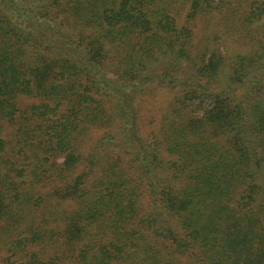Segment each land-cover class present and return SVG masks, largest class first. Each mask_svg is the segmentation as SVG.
Returning a JSON list of instances; mask_svg holds the SVG:
<instances>
[{"label":"trees","instance_id":"trees-1","mask_svg":"<svg viewBox=\"0 0 264 264\" xmlns=\"http://www.w3.org/2000/svg\"><path fill=\"white\" fill-rule=\"evenodd\" d=\"M0 264H264V0H0Z\"/></svg>","mask_w":264,"mask_h":264},{"label":"rangeland","instance_id":"rangeland-1","mask_svg":"<svg viewBox=\"0 0 264 264\" xmlns=\"http://www.w3.org/2000/svg\"><path fill=\"white\" fill-rule=\"evenodd\" d=\"M155 91H156V90H155ZM153 93L156 95L155 100L157 99L158 101H160V100L162 101V100H167V98H168V97L164 96V93H163V94H162V93L157 94V93H155V92H153ZM148 102H149V99L146 98L145 101H144V104H143V103H141V104H143V106H146L145 103L148 104ZM136 103H137V102H136ZM148 109H150V106H149Z\"/></svg>","mask_w":264,"mask_h":264}]
</instances>
